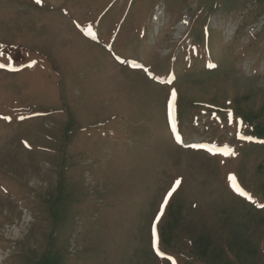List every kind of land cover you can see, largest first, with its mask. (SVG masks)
Wrapping results in <instances>:
<instances>
[{
  "label": "rangeland",
  "instance_id": "1",
  "mask_svg": "<svg viewBox=\"0 0 264 264\" xmlns=\"http://www.w3.org/2000/svg\"><path fill=\"white\" fill-rule=\"evenodd\" d=\"M108 2L0 0V264H264V0Z\"/></svg>",
  "mask_w": 264,
  "mask_h": 264
},
{
  "label": "trees",
  "instance_id": "2",
  "mask_svg": "<svg viewBox=\"0 0 264 264\" xmlns=\"http://www.w3.org/2000/svg\"><path fill=\"white\" fill-rule=\"evenodd\" d=\"M115 2H117V0H109L107 5H109L110 3H115ZM87 24H88V29L92 32L91 29L95 28L94 24H91L89 21H87ZM205 34H209V31L204 32L202 37H197L192 41V43H194V44H192L194 46V48H193L194 59H190L188 62L183 63V66H186L187 68H192V70H195L194 74L191 76V78L195 77L197 75V72H200L199 74H202L201 72H208L207 74H210L211 72H215L218 67L220 68L218 60H216L212 57V52H211V48L209 45L210 42H209V40L205 41V36H206ZM204 41H205V43H204ZM207 47H209V48H207ZM201 51H202V53H199ZM203 51H205V52L203 53ZM185 52L188 54V50ZM187 56L192 57L193 55L188 54ZM174 58L176 59L175 56H174ZM171 60H172V57H171ZM199 62H201V64H204L205 67L199 68L198 67ZM215 65H217V66H215ZM190 66H192V67H190ZM155 74L159 75L156 72H155Z\"/></svg>",
  "mask_w": 264,
  "mask_h": 264
},
{
  "label": "snow or ice",
  "instance_id": "3",
  "mask_svg": "<svg viewBox=\"0 0 264 264\" xmlns=\"http://www.w3.org/2000/svg\"><path fill=\"white\" fill-rule=\"evenodd\" d=\"M36 2L39 4V3H41L42 2V0H36ZM0 66H2V65H0ZM175 97H176V93H175V91H173L172 92V98H173V100H175ZM4 119H8V117H4ZM228 149H225V153L227 154L228 153ZM234 179V178H233ZM180 183V181H177L176 182V184H179ZM238 191H240L241 192V194L242 195H246V193H244L243 192V190L242 189H237ZM172 191H175V188H173V190ZM172 195V192H169L168 194H167V196H171ZM167 196L165 197V202H167ZM157 219H159V217H157ZM160 255H163V253H159ZM168 259H172L171 257H168ZM173 264H175V262L173 261Z\"/></svg>",
  "mask_w": 264,
  "mask_h": 264
}]
</instances>
